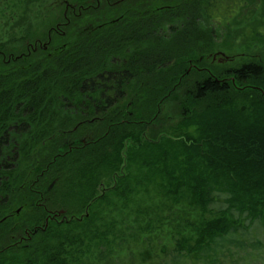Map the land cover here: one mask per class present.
Segmentation results:
<instances>
[{"label": "trees", "instance_id": "1", "mask_svg": "<svg viewBox=\"0 0 264 264\" xmlns=\"http://www.w3.org/2000/svg\"><path fill=\"white\" fill-rule=\"evenodd\" d=\"M120 4L17 2L0 43V156L18 146L0 162V264H93L184 198L202 216L164 264L259 244L242 232L264 224V0ZM236 45V63L216 58Z\"/></svg>", "mask_w": 264, "mask_h": 264}, {"label": "rangeland", "instance_id": "2", "mask_svg": "<svg viewBox=\"0 0 264 264\" xmlns=\"http://www.w3.org/2000/svg\"><path fill=\"white\" fill-rule=\"evenodd\" d=\"M16 0H0V43L8 39L9 36L17 34L19 28L14 26V22L20 17V10ZM30 1L31 0H24ZM48 2V6L56 0H43ZM59 3L61 0H57ZM31 4V3H29ZM31 5L27 8L25 15L30 19L28 20L27 27L31 29ZM42 16L47 14L44 10L43 13H38ZM49 37V32L47 33ZM14 39V38H13ZM13 45H17L16 43ZM237 45H239L237 43ZM236 45L231 51H220L216 54V58L226 61L229 64L236 63V60L242 59L241 49ZM17 47V46H16ZM17 127V126H16ZM11 148L6 150L4 156H0V162L3 164H13V156L17 153L18 146L13 142ZM16 159V158H15ZM155 203L161 201V196L153 194ZM171 207L170 212L167 214V220H163L159 224H153L152 230L149 234L140 235L136 238H131L127 235V230L123 234L122 240H117L113 245V252L102 253L98 262L93 264H164L165 261L173 257L175 252V243L177 239L185 238L192 242L193 229L192 225L197 222L198 218L202 216L201 211L194 205L187 202L186 198L182 199L177 206L169 202ZM118 219V214H113ZM240 232V231H239ZM242 232V231H241ZM251 232L250 237L258 240L259 244L252 247L249 240H246V245L242 249L230 246V251L221 250L217 258H209L208 264H264V224L260 223L259 226L252 224L243 230L242 233ZM232 237L237 234L233 233ZM241 236V235H239ZM251 245V246H250ZM259 254V258L255 256ZM249 258V262L244 259ZM203 258L192 259L193 264H203ZM206 261V260H204Z\"/></svg>", "mask_w": 264, "mask_h": 264}, {"label": "flooded vegetation", "instance_id": "3", "mask_svg": "<svg viewBox=\"0 0 264 264\" xmlns=\"http://www.w3.org/2000/svg\"><path fill=\"white\" fill-rule=\"evenodd\" d=\"M101 1H103V2H105L107 4H110V2H112L113 0H97V3L101 2ZM125 1L126 0H114V3H119L120 4V2L124 3ZM120 5H122V4H120ZM122 17H123V14H117V15H113L109 20L112 21V22H118L119 19H121ZM7 146H9V144ZM5 153H6V151H4L3 155H1V156H4Z\"/></svg>", "mask_w": 264, "mask_h": 264}]
</instances>
